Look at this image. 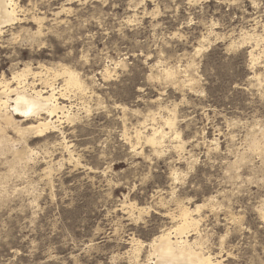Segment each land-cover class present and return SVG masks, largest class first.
I'll list each match as a JSON object with an SVG mask.
<instances>
[{"label": "rangeland", "instance_id": "rangeland-1", "mask_svg": "<svg viewBox=\"0 0 264 264\" xmlns=\"http://www.w3.org/2000/svg\"><path fill=\"white\" fill-rule=\"evenodd\" d=\"M31 3L42 35L30 17L4 27L0 77L30 63L26 91L58 90L45 68L65 66L86 89L66 90L72 119L57 113L50 133H19L36 115L13 103L0 116V264H143L178 203L201 206L188 239L212 264H264V0ZM173 114L184 147L136 141Z\"/></svg>", "mask_w": 264, "mask_h": 264}, {"label": "bare ground", "instance_id": "bare-ground-1", "mask_svg": "<svg viewBox=\"0 0 264 264\" xmlns=\"http://www.w3.org/2000/svg\"><path fill=\"white\" fill-rule=\"evenodd\" d=\"M23 2L24 0H0V39L3 37V33L5 31L3 30L4 27L29 21V17L31 21L37 24L36 30L29 34L33 38L35 36L39 37L42 35L41 27L43 25L45 16L39 15L37 13L38 9L34 5H32L31 0H28L27 5L23 4ZM63 5L61 6V10L56 12V15L65 11H70V8H66V5ZM28 6H30V8ZM28 14L30 16H28ZM21 28L22 25L20 29ZM26 31L28 32L30 30ZM250 55L253 56L252 60L255 61L256 58L254 57L252 50L250 51ZM40 67L42 66L40 65ZM45 69L46 74L52 75L54 77L58 75L64 77V84L58 90H56V88L53 87L51 83H48V79L45 78L44 82L49 85L48 91L37 89L33 84L30 85L31 91H26V89L23 88L25 87V84L21 85L20 80H26L25 77L27 75L35 73L33 72L30 63H26L22 68H18L17 70L13 71L11 74V79H6L3 74L0 77V116H9L8 108L11 103L14 104L12 107L14 111L24 113L26 117L30 116L31 114L36 115L34 123H27L26 126L22 129H17L19 130V133L22 131V133L24 132V134L33 133L39 136L43 135L44 133H50V131H54L57 127L55 125V122L58 121L59 116H57L55 120H52V117L56 116L57 113H61L62 115L65 113L64 116L66 117V119H72L71 113L69 112V107L64 104V101L68 99L66 98V90L69 88H75L79 91H84L86 89L84 82L80 80L76 72L70 70L65 66L61 67L60 72L53 70L52 68ZM103 72V75H109L107 68H104ZM162 73L165 74V78L171 80L172 82H175L177 78V72L175 70L170 67L164 68ZM13 81H17V84L15 86L11 84ZM41 113L46 114V117L42 118L40 116ZM154 120L155 117H152V123H149V127H147L148 124H145L144 122L143 131H141L140 129L134 130V136L137 142H140L141 140L145 141V143H148L151 146V149L154 152L158 153L160 148L164 146L163 143L165 142V140L169 136H173L172 139L176 143V145H174L173 147H184L183 142L180 140V135L175 128L174 114L168 116L164 120L166 129L162 127V125L156 126L157 123L155 124L154 122L156 120ZM63 145L68 151L69 158L73 159L71 152H69V145H67L66 141L64 140ZM259 145L256 147H259ZM260 150L261 149H259V152ZM262 150L264 151V149ZM263 151L261 152V154L264 153ZM172 174L176 175L175 171H173ZM200 207L201 206L198 204L191 208L188 205L178 203V215H175L173 211H166V216L171 219V221L175 222L170 228L163 229L157 236H153L152 240L146 245L147 247H149V250L144 256V260H141L142 263L212 264V255L210 252L203 251L202 243L200 241H197L196 239H194L193 241L188 239V232L190 231V229H195L198 226L199 218L195 217L194 214L199 210ZM130 208L134 211L137 210L138 214H140L143 210V208H139L135 204H131ZM176 216H178L179 219L175 220ZM130 243V245L132 246V249L130 250L132 251L133 258L138 259L141 247H143L144 245L141 241L134 238L130 239Z\"/></svg>", "mask_w": 264, "mask_h": 264}]
</instances>
